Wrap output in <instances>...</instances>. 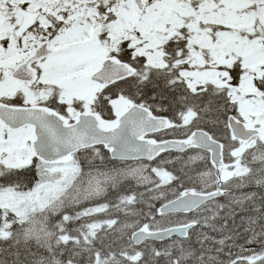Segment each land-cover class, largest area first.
<instances>
[{"label": "snow or ice", "instance_id": "6c2138e0", "mask_svg": "<svg viewBox=\"0 0 264 264\" xmlns=\"http://www.w3.org/2000/svg\"><path fill=\"white\" fill-rule=\"evenodd\" d=\"M0 264H264V0H0Z\"/></svg>", "mask_w": 264, "mask_h": 264}]
</instances>
